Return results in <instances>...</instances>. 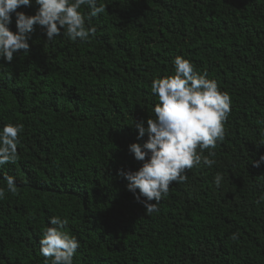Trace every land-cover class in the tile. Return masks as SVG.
<instances>
[{"label": "trees", "instance_id": "1", "mask_svg": "<svg viewBox=\"0 0 264 264\" xmlns=\"http://www.w3.org/2000/svg\"><path fill=\"white\" fill-rule=\"evenodd\" d=\"M100 5L91 20L80 9L96 28L87 41L48 42L35 25L27 55L0 57V131L23 125L17 162L0 166V264H45L40 240L53 217L79 243L73 264H264V161L254 166L264 157V0ZM38 10L36 0L17 9ZM9 28L18 31L15 13ZM177 56L217 82L231 113L224 140L197 149L215 164L184 173L146 215L119 173L143 166L129 148L148 137L134 126L155 119L152 83L175 74Z\"/></svg>", "mask_w": 264, "mask_h": 264}, {"label": "clouds", "instance_id": "2", "mask_svg": "<svg viewBox=\"0 0 264 264\" xmlns=\"http://www.w3.org/2000/svg\"><path fill=\"white\" fill-rule=\"evenodd\" d=\"M31 4L32 0H0V57L9 63L13 61L14 53L24 50L27 55L30 52L29 34L35 25L46 30L48 42L61 34L72 41L77 38L87 41L90 34L95 35L96 28L86 27L81 7L90 9L89 20L106 11L105 5L97 6V0H36L39 5L36 15L28 16L17 11L22 6L31 7ZM13 13L16 14L17 32L9 28ZM174 66L173 76L157 78L152 83L151 91L159 101L154 107L155 119L149 118L147 127L142 121L134 126L139 133L138 139L145 135L148 137L143 146L134 143L129 148L137 161H144L143 166L136 172H124L122 169L119 173L129 181L128 190L135 194L137 202L144 205L146 215L159 210L158 204L168 194L173 182L187 181L184 173L198 166L202 160L208 167L215 164L214 159L199 155L197 149L201 152L214 150L217 141L224 140V125L231 113L230 96L220 91L217 82L207 79V73L199 74L190 61L180 56L175 58ZM22 130L23 125L7 124L0 131V166L17 162ZM209 156L214 157L215 151H211ZM262 161L264 157L254 162V166L259 167ZM4 178L8 191L16 194L15 178L8 175ZM222 180L223 176L217 174V187ZM4 196V190L0 189V198ZM50 223L52 226L46 229L40 240L45 264L48 261L51 264H73L79 243L63 231L67 220L53 217ZM231 238L236 239V234Z\"/></svg>", "mask_w": 264, "mask_h": 264}]
</instances>
